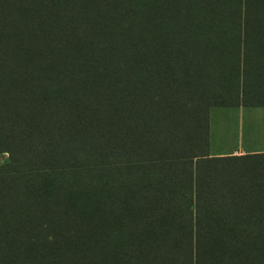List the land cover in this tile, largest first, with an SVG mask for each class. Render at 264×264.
Wrapping results in <instances>:
<instances>
[{
	"label": "trees",
	"instance_id": "trees-1",
	"mask_svg": "<svg viewBox=\"0 0 264 264\" xmlns=\"http://www.w3.org/2000/svg\"><path fill=\"white\" fill-rule=\"evenodd\" d=\"M264 0H0V264H264Z\"/></svg>",
	"mask_w": 264,
	"mask_h": 264
},
{
	"label": "rangeland",
	"instance_id": "rangeland-1",
	"mask_svg": "<svg viewBox=\"0 0 264 264\" xmlns=\"http://www.w3.org/2000/svg\"><path fill=\"white\" fill-rule=\"evenodd\" d=\"M245 112L235 120L228 112L220 116L221 119L213 113L209 120V151L217 154L234 150L236 154L233 155H241L246 153L239 152L264 150V106L249 107ZM241 118L243 126L240 125ZM7 159V153H0V164Z\"/></svg>",
	"mask_w": 264,
	"mask_h": 264
},
{
	"label": "crops",
	"instance_id": "crops-1",
	"mask_svg": "<svg viewBox=\"0 0 264 264\" xmlns=\"http://www.w3.org/2000/svg\"><path fill=\"white\" fill-rule=\"evenodd\" d=\"M254 105H244V104H236V105H221V106H213V107H216V108H212L210 109V118L211 116H213V113L216 114L215 116H222L224 115L225 113H231L232 116L234 117V120L238 117V115H244L246 114V110L249 108V107H253ZM255 107V106H254ZM217 109V110H216ZM215 110V111H213ZM227 110H231L230 112L227 111ZM216 117V118H217ZM218 117V118H219ZM222 117H220L221 119ZM243 118V117H242ZM241 118L242 122H240V125L243 126V122L244 120ZM233 120V121H234ZM234 150L230 151V152H222V153H217V154H213L211 151H210V154L211 155H214V156H219V155H233V154H236V152H233ZM254 152H264V150H261V151H248V152H239V153H254Z\"/></svg>",
	"mask_w": 264,
	"mask_h": 264
}]
</instances>
